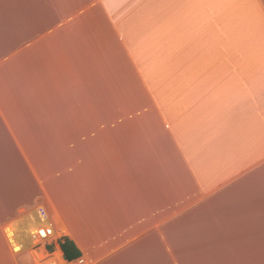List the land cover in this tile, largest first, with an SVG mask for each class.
I'll return each instance as SVG.
<instances>
[{
	"label": "crops",
	"instance_id": "crops-1",
	"mask_svg": "<svg viewBox=\"0 0 264 264\" xmlns=\"http://www.w3.org/2000/svg\"><path fill=\"white\" fill-rule=\"evenodd\" d=\"M44 226L62 264H264V0H0V264Z\"/></svg>",
	"mask_w": 264,
	"mask_h": 264
},
{
	"label": "built area",
	"instance_id": "built-area-1",
	"mask_svg": "<svg viewBox=\"0 0 264 264\" xmlns=\"http://www.w3.org/2000/svg\"><path fill=\"white\" fill-rule=\"evenodd\" d=\"M29 235L32 246L29 250L31 264H62V254L57 248L59 235L52 227L44 226L36 228ZM75 264H86L83 259H76Z\"/></svg>",
	"mask_w": 264,
	"mask_h": 264
},
{
	"label": "trees",
	"instance_id": "trees-1",
	"mask_svg": "<svg viewBox=\"0 0 264 264\" xmlns=\"http://www.w3.org/2000/svg\"><path fill=\"white\" fill-rule=\"evenodd\" d=\"M61 250L64 254V258L67 261H73L77 258L80 257V253L78 252V250L74 247V245L68 241L67 239H65L61 244Z\"/></svg>",
	"mask_w": 264,
	"mask_h": 264
},
{
	"label": "rangeland",
	"instance_id": "rangeland-1",
	"mask_svg": "<svg viewBox=\"0 0 264 264\" xmlns=\"http://www.w3.org/2000/svg\"><path fill=\"white\" fill-rule=\"evenodd\" d=\"M49 169H51V164L48 165V170H49ZM29 245H31V244H29ZM29 245H28V246H29Z\"/></svg>",
	"mask_w": 264,
	"mask_h": 264
}]
</instances>
